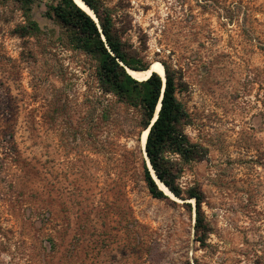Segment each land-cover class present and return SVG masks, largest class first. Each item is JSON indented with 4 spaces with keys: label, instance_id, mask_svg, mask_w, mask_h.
Returning a JSON list of instances; mask_svg holds the SVG:
<instances>
[{
    "label": "rangeland",
    "instance_id": "374dc122",
    "mask_svg": "<svg viewBox=\"0 0 264 264\" xmlns=\"http://www.w3.org/2000/svg\"><path fill=\"white\" fill-rule=\"evenodd\" d=\"M51 2L26 13L0 0V264H252L264 248V0H105L147 40L145 60L180 76L185 130L208 149L180 180L205 193V247L194 200L150 194L139 112L103 93ZM28 17L40 29L21 36Z\"/></svg>",
    "mask_w": 264,
    "mask_h": 264
},
{
    "label": "trees",
    "instance_id": "16d2710c",
    "mask_svg": "<svg viewBox=\"0 0 264 264\" xmlns=\"http://www.w3.org/2000/svg\"><path fill=\"white\" fill-rule=\"evenodd\" d=\"M28 13L31 5L38 0H14ZM95 13L97 20L75 0H52L48 4L47 16L54 19L67 32L70 44L90 55L97 61L96 74L99 87L105 95H114L119 102L139 112L140 127H150L146 150L158 178L192 209L194 200L195 236L202 247L208 245L212 232L210 221L203 208L206 196L199 184L184 187L180 180L186 165L204 160L208 149L194 142L185 130L191 122V115L184 103L178 98L180 76L171 65L164 62L166 80L158 72L144 80L135 78L127 67L147 70L150 62L142 56L147 49V40L143 46L135 44L129 32L132 29L128 12L121 6L111 7L105 0H83ZM26 23L17 27L21 36L37 33L38 23L28 17ZM161 102L158 116L157 107ZM154 120V121H153ZM144 180L150 194L158 199H172L161 189L153 176L147 159L143 163ZM255 248V243L253 244ZM252 264H264V248H255ZM187 264H193L190 261ZM197 264H199L197 262Z\"/></svg>",
    "mask_w": 264,
    "mask_h": 264
},
{
    "label": "bare ground",
    "instance_id": "6f19581e",
    "mask_svg": "<svg viewBox=\"0 0 264 264\" xmlns=\"http://www.w3.org/2000/svg\"><path fill=\"white\" fill-rule=\"evenodd\" d=\"M76 2L83 7L89 14H91L92 16L95 17L94 12L92 11L91 8H89L88 5H86L82 0H76ZM150 70H137V69H129V72L137 79L140 80H144L147 79L151 72L156 71L158 72L160 75L165 76V66L160 62V61H154L151 65H150ZM148 136V130H145L143 132L142 135V148H144V145L146 143V139ZM151 167V165H150ZM152 169V167H151ZM152 172L154 173V170L152 169ZM155 175V173H154ZM158 182L160 184V186L167 192V194L172 198V199H176V200H180L177 196H175L172 191L167 188L162 182H160V180L158 179ZM192 200V199H191Z\"/></svg>",
    "mask_w": 264,
    "mask_h": 264
},
{
    "label": "water",
    "instance_id": "95a60500",
    "mask_svg": "<svg viewBox=\"0 0 264 264\" xmlns=\"http://www.w3.org/2000/svg\"><path fill=\"white\" fill-rule=\"evenodd\" d=\"M76 1V0H75ZM83 1V0H82ZM84 2V1H83ZM85 3V2H84ZM86 4V3H85ZM87 5V4H86ZM90 8V7H89ZM95 14V13H94ZM94 17V16H93ZM96 20H97V16L95 15V17H94ZM164 65V64H163ZM129 67H127V70H128V72H129ZM132 69V68H131ZM147 70H150V68H148ZM130 73V72H129ZM151 74H152V72H151ZM150 74V75H151ZM163 78H164V80H166V76H162ZM160 105H161V102H159V105H158V107H157V112H156V114H155V118H154V120L157 118V116H158V111H159V109H160ZM153 120V121H154ZM145 130H148V133H149V130H150V127L149 128H146V129H144V131ZM146 141H147V139H146ZM144 153H145V156H146V159H147V163H148V165H149V167H150V165H151V167H152V169L154 170V168H153V166H152V164H151V162H150V159H149V156H148V154H147V150H146V143H145V145H144ZM151 167H150V170H151V172H152V169H151ZM154 173H155V175H154ZM154 173L152 172V174H153V176L158 180L159 178H158V176H157V174H156V172H155V170H154ZM160 180V179H159ZM160 182H162L161 180H160ZM163 183V182H162ZM166 187H167V185L165 184V183H163ZM161 187V186H160ZM168 188V187H167ZM161 189H163L162 187H161ZM164 190V189H163ZM166 192V191H165ZM173 193V192H172ZM166 194H167V192H166ZM174 194V193H173ZM168 195V194H167ZM175 195V194H174ZM176 196V195H175ZM179 198V197H178ZM180 200H183V199H181V198H179ZM176 200V199H175Z\"/></svg>",
    "mask_w": 264,
    "mask_h": 264
}]
</instances>
